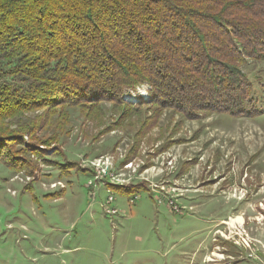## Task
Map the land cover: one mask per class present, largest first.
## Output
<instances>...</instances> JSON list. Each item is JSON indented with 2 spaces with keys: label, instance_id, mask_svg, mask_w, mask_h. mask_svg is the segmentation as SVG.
Masks as SVG:
<instances>
[{
  "label": "rangeland",
  "instance_id": "rangeland-1",
  "mask_svg": "<svg viewBox=\"0 0 264 264\" xmlns=\"http://www.w3.org/2000/svg\"><path fill=\"white\" fill-rule=\"evenodd\" d=\"M246 71L253 92L237 115L189 120L104 103L65 108L64 124L46 118L27 145L54 166L18 144L10 155L20 166L0 161V264H264V64L254 79ZM137 95L148 99L147 87L124 99L136 104ZM91 170L107 179L88 188ZM157 189L171 193L178 212L155 201ZM106 190L112 217L102 208ZM181 196L194 206L181 207Z\"/></svg>",
  "mask_w": 264,
  "mask_h": 264
},
{
  "label": "trees",
  "instance_id": "trees-1",
  "mask_svg": "<svg viewBox=\"0 0 264 264\" xmlns=\"http://www.w3.org/2000/svg\"><path fill=\"white\" fill-rule=\"evenodd\" d=\"M263 64L264 0H0V161L20 166L17 144L35 154L30 136L46 118L64 124L65 108L240 114L253 92L246 70L254 79ZM143 86L148 99H124Z\"/></svg>",
  "mask_w": 264,
  "mask_h": 264
},
{
  "label": "built area",
  "instance_id": "built-area-1",
  "mask_svg": "<svg viewBox=\"0 0 264 264\" xmlns=\"http://www.w3.org/2000/svg\"><path fill=\"white\" fill-rule=\"evenodd\" d=\"M92 171V180L88 181L87 183V187L91 188L93 185H101L102 180L107 179L105 177L104 174H100L99 172H97L96 170H91ZM115 179V178H112ZM122 183H125L123 181H120ZM156 189V187H154ZM152 193L157 194L155 201H157V203H161L162 200L167 202V207H170L173 212H178L179 208L175 205V203L172 201V197H171V193L168 191H161V189H157V191L153 190ZM94 194L92 193V196ZM140 198L138 195H134L131 199H129L128 203L129 205L134 204L136 201H138ZM114 202V197L113 195L109 192L108 196L105 200V203L102 204V208L104 210L105 216H110L112 217L115 213L116 210L113 209L110 204Z\"/></svg>",
  "mask_w": 264,
  "mask_h": 264
},
{
  "label": "crops",
  "instance_id": "crops-1",
  "mask_svg": "<svg viewBox=\"0 0 264 264\" xmlns=\"http://www.w3.org/2000/svg\"><path fill=\"white\" fill-rule=\"evenodd\" d=\"M193 198L192 197H189V196H181V197H178L177 199H176V201H179V202H181L182 203V206L181 207H183V208H185L186 206L187 207H189V208H191L192 206H194V205H192V203H193ZM216 226V225H215ZM215 226L213 227V229L215 228ZM215 235H219V231L218 230H216L215 231ZM219 237V236H218ZM213 241H216V239H214L213 238ZM207 255H205V257H206ZM206 261V260H205Z\"/></svg>",
  "mask_w": 264,
  "mask_h": 264
},
{
  "label": "bare ground",
  "instance_id": "bare-ground-1",
  "mask_svg": "<svg viewBox=\"0 0 264 264\" xmlns=\"http://www.w3.org/2000/svg\"><path fill=\"white\" fill-rule=\"evenodd\" d=\"M107 191V193H109L110 191L109 190H106ZM237 221L239 222L240 221V219H237ZM234 221H232L231 223H233Z\"/></svg>",
  "mask_w": 264,
  "mask_h": 264
}]
</instances>
